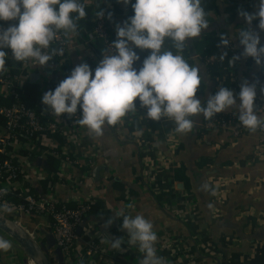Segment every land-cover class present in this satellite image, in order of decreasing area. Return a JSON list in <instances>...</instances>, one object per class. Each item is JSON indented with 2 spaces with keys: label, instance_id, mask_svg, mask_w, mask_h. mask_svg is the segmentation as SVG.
I'll return each instance as SVG.
<instances>
[{
  "label": "crops",
  "instance_id": "0c3cea01",
  "mask_svg": "<svg viewBox=\"0 0 264 264\" xmlns=\"http://www.w3.org/2000/svg\"><path fill=\"white\" fill-rule=\"evenodd\" d=\"M111 1L98 0L97 5L109 8ZM226 1L217 0L218 13H209L212 22L208 30L223 31L231 38L235 55H239L243 49L235 33L246 22L239 15L227 23ZM245 1L251 8L249 13L257 10L259 0ZM128 17V5L119 3L118 13L107 23L108 29L116 35L115 25ZM252 28L260 32L264 43V31L258 29V20L253 21ZM65 35L70 71L82 62L94 70L104 51L101 41L91 31ZM198 39H190L186 49L203 77L197 98L205 102L220 88L221 81L206 73L195 54L193 43ZM165 47L169 48V40L165 41ZM233 65L234 71H225L223 79L236 86V94L245 80L254 83L257 92L254 109L258 115H264L257 109V103L264 100V80L259 77L264 65H257L250 57H241ZM145 111L137 107L116 125L106 124L99 136L82 126V144L75 153L90 158L88 174L80 178L77 169L69 177L65 174L66 180L56 188L58 201L75 196L91 200L92 205L99 204L96 212L86 219L85 226L105 241L110 236L124 239L122 251L107 246L104 254L111 252L115 260L111 264H140L143 258L137 246L128 243L127 232L122 230L123 217H117L116 213L143 215L148 219L157 235V255L166 261L175 256L165 243L181 239L190 250L193 264H264V152L257 151L258 128L255 132L244 128L236 110L229 109L216 114L236 116L229 127L204 129L205 119L200 115L194 117L197 124L193 130L180 135L175 132L174 122L166 118L156 121L159 130H152L153 120L147 119ZM28 155L31 166L26 181L37 185L36 175L43 171L45 176L47 168L44 159L33 157L37 156L34 152ZM199 163H204L203 167ZM181 166L185 169L188 189L173 176ZM127 208L133 213L129 214ZM109 220L112 223L105 227ZM26 222L33 226L42 247L48 250L51 264L63 263L62 254L43 221L34 217ZM16 247L0 250V264H23L24 256Z\"/></svg>",
  "mask_w": 264,
  "mask_h": 264
},
{
  "label": "clouds",
  "instance_id": "9594fccd",
  "mask_svg": "<svg viewBox=\"0 0 264 264\" xmlns=\"http://www.w3.org/2000/svg\"><path fill=\"white\" fill-rule=\"evenodd\" d=\"M118 2L131 4L134 14L115 25L116 39L103 51L94 70L82 62L54 90L42 95L44 108L56 116L75 115L79 108L82 114L78 123L95 136L102 135L106 124L116 125L135 111L137 100L147 119L171 120L180 135L193 130L197 124L194 117L212 120L229 109L236 110L241 125L249 131L264 128V115L254 109V83L242 82L238 94L220 87L205 102L197 98L203 77L199 66L190 64L182 53L190 39L200 37L209 27L203 0ZM87 14L82 0H0V21L15 22L0 28V72L6 70L9 56L4 49L11 50L16 62L32 61L42 67L53 57L62 56L64 49L51 47L52 43L61 33H77L78 21ZM239 15L246 26L240 27L235 38L243 51L228 62L232 65L241 57H250L257 65H264V43L260 32L252 28L253 21L258 20V29L264 31V0H259L255 12L241 9ZM97 16L102 17L103 12ZM166 40L171 41V48L165 47ZM230 44L231 38L221 35L218 47ZM135 49L150 50L139 69L134 67L140 60ZM227 58V51L218 56L221 62ZM116 215L123 217L122 230L127 232L128 243L143 255L140 264H165L157 255L153 224L143 215ZM111 223L109 220L105 227ZM105 242L122 251L123 238L110 236ZM10 247V242L0 238V250Z\"/></svg>",
  "mask_w": 264,
  "mask_h": 264
},
{
  "label": "built area",
  "instance_id": "2783aa9c",
  "mask_svg": "<svg viewBox=\"0 0 264 264\" xmlns=\"http://www.w3.org/2000/svg\"><path fill=\"white\" fill-rule=\"evenodd\" d=\"M102 12V17L96 15L92 33L101 41L105 50L110 46V42L107 16L104 11ZM10 24L0 21V28H7ZM65 36L61 33L58 40L51 45L54 48L62 47L64 54L53 57L46 66L42 67L32 61L20 62L16 69L18 72L15 73V68L6 62V70L0 72V98L9 100L8 104L0 103V117L5 121L4 127L0 128V157L5 156L4 160L0 161V214L15 212L19 216L41 219L42 225L50 230L54 245L62 254L64 264H111L115 262L111 252L104 254L108 251L109 243L107 244L101 236L96 237L94 232L85 226L86 219L91 215V200L72 196L60 202L56 193L57 186L63 184L67 175V177L73 175L74 169L80 166L86 167L90 163V158H81L75 153L82 144V126L78 123L81 110L78 108L75 115L56 116L50 109L44 108L42 102L29 106L23 98L24 85L27 81H31V75H38V79L33 83L44 94L54 90L56 85L71 74ZM259 75L264 80V69ZM257 109L264 114V100L257 103ZM235 119L236 116L227 117L226 120L220 117L214 118L211 122L203 124L202 128H227L236 121ZM258 131L260 138L257 151L264 152V128H258ZM47 134L50 136L60 134L62 143L59 144ZM56 148L60 149L59 152L55 151ZM25 151L34 152L37 156L33 157L40 160L50 154L60 162L56 180H53V174L48 175V171H45L47 172L45 176L43 171L36 175L37 181L52 178L49 181L51 185L47 186L48 190L44 195L26 181L27 169L31 166V161L29 153L23 158L20 157ZM87 174L88 170L78 172L80 178L86 177ZM20 176L28 182V185L20 181ZM14 194L21 197L23 203L11 202L9 198ZM172 211L176 215L179 213L173 208ZM127 212L133 213L131 208H127ZM78 229L79 233H77ZM31 234L36 235L34 231ZM165 247L175 256L173 260H164L165 264H193L190 250L181 239L171 240L168 244L166 242Z\"/></svg>",
  "mask_w": 264,
  "mask_h": 264
},
{
  "label": "trees",
  "instance_id": "16d2710c",
  "mask_svg": "<svg viewBox=\"0 0 264 264\" xmlns=\"http://www.w3.org/2000/svg\"><path fill=\"white\" fill-rule=\"evenodd\" d=\"M90 1L91 2H89V3H85L82 0V2L86 5V11L88 14H87L86 18L78 21L77 32H80V31H91V32H93L96 15L99 11H104L106 13V16H107L106 24L108 23V21L112 15H115L118 13V10H119L118 0H112L111 1V7H109V8L104 6V5H97L98 0H90ZM134 2H135V0H132V3H134ZM225 3H226V7L224 9V14L227 17V19H226L227 23H231V19H233L235 16H239V11L241 9L246 10V11H250V9H251L249 4L245 0H227ZM203 7H204L205 11L208 12L207 19L209 20V24H210L212 22V20L209 16V13L210 12H212L214 14L218 13L217 0H203ZM128 10H129V16H132L134 13H133L131 4L128 5ZM2 22L6 23V24L15 23L13 21H10V22L2 21ZM208 29H209V27L206 30H204L201 33V36L199 37V39L193 43L194 52L198 56V58L200 59L201 63L205 66L206 73L211 78L220 79V81H221L220 87H227V88H230L233 91H235L236 86L231 84L228 79H223V73L225 71H234V65L233 64L230 65L228 60L231 59V57L234 56L236 52H235V50H233L232 43L227 48L218 47V45L220 44L221 35H226L223 31L216 32V31H210ZM107 32L109 35L108 40L111 43L116 39V35L113 34L109 29L107 30ZM169 48H171V41H169ZM7 51L9 53V58L7 59V64H9L11 67L15 68L14 72L17 73L18 71H16V69L19 66L20 62H16L12 58H10L11 57V50L10 49H7ZM135 51L139 55L140 60L134 64V67L139 69L142 66V61L144 60V58H146L149 55L150 50L141 51L140 49H135ZM222 51H227V53H228V58L224 62H221L218 59V56ZM182 54L184 55L185 59L190 64H193L192 61L189 59V54H188L186 47H185V50ZM100 59H102V57ZM57 86L58 85H56L55 88ZM215 93L216 92H214L213 94H215ZM42 95H43V93L39 90V87L35 83H33L31 81H27L25 83L24 91H23V98L27 101L29 106H34L36 103L41 102ZM0 103L8 104L9 100H4V99L0 98ZM137 107H139L138 100H137ZM218 117L223 118L225 120L227 119V117H224L221 115L215 116L214 118H218ZM212 120H206L205 119L203 124L211 122ZM4 124H5L4 119L2 117H0V128H3ZM151 127H152V130L156 131V130L160 129V124L156 121H153L151 123ZM217 128H219V127H217ZM47 135H49V134H47ZM50 137H53L59 144L62 143V141H63L62 136L60 134H56V135L50 136ZM59 150H60L59 148H56L55 151L59 152ZM27 154L28 153L26 151L22 152V155H27ZM4 158H5V156L2 155L0 157V161H3ZM14 161H16V160H14ZM203 165H204V163L198 164L199 167H203ZM44 166L47 168L48 175L53 174L54 175L53 180H56V174L58 173L59 166H60V162L58 161V159H56L54 156H52L50 154H47L44 157ZM88 169L89 168L87 166L86 167L80 166L77 168L78 171L88 170ZM184 174H185V169L181 166L174 171L173 176H174V179L182 181L188 189V187H189L188 179ZM51 179L48 177L44 180L39 181V183L37 185H34V186H35V188H37V187L40 188V190H42L41 192L44 193V192H46V188H47L49 181ZM20 181L24 185H28V182L24 181L22 176H20ZM9 200L11 202H14V203H23L22 198L19 197L17 194H14V196H11L9 198ZM98 208H99V204L92 205L91 214L95 213ZM22 223L30 231H33L32 230L33 226H30V224H28L25 221H23ZM23 264H26L25 258L23 259Z\"/></svg>",
  "mask_w": 264,
  "mask_h": 264
},
{
  "label": "water",
  "instance_id": "95a60500",
  "mask_svg": "<svg viewBox=\"0 0 264 264\" xmlns=\"http://www.w3.org/2000/svg\"><path fill=\"white\" fill-rule=\"evenodd\" d=\"M38 79L37 74L30 76L31 82ZM0 231L10 237L17 246L23 250L25 256L30 258L35 264H51L47 250L34 242L25 231L17 228L12 222L0 216ZM79 233V229L77 230ZM60 254V251H58ZM63 264V263H60Z\"/></svg>",
  "mask_w": 264,
  "mask_h": 264
},
{
  "label": "rangeland",
  "instance_id": "374dc122",
  "mask_svg": "<svg viewBox=\"0 0 264 264\" xmlns=\"http://www.w3.org/2000/svg\"><path fill=\"white\" fill-rule=\"evenodd\" d=\"M0 216H2L4 219H6V220H8V221H10V222H13L14 220H21L22 222H23V221L26 222V221L32 219V217L29 218V217H26V216H24V215L19 216V214H18V213H15V212H14V213H5L4 215L0 214ZM23 225H24V224H23ZM30 226H32V225H30ZM23 228H24L25 230H27L28 232L32 233V231H30L28 228H26L25 225H24ZM31 237L33 238L34 241H36V243H37L38 245L42 246V245H41V242L38 240V238L36 237V235H33V236H31ZM0 238H3L4 240L10 242L11 247H14V248L17 249V247H16L17 245L13 242V240H12L10 237H7V235H5L4 233H2L1 231H0ZM44 249H45V248H44ZM19 250H21V251H20V252H21L20 254H22V255L24 256L25 261H26V264H33L32 261H31L29 258H27V257L25 256L23 250H22V249H19ZM47 253H48V250H47ZM49 259H50V261L52 260V258H50V257H49Z\"/></svg>",
  "mask_w": 264,
  "mask_h": 264
},
{
  "label": "bare ground",
  "instance_id": "6f19581e",
  "mask_svg": "<svg viewBox=\"0 0 264 264\" xmlns=\"http://www.w3.org/2000/svg\"><path fill=\"white\" fill-rule=\"evenodd\" d=\"M2 217V216H1ZM3 218V217H2ZM4 219V218H3ZM17 228H19V229H22L23 231H25L26 232V234L33 240V238L31 237V236H33L30 232H28L27 230H25L23 227H24V225H23V223L21 222V221H19V220H14L13 222H12ZM34 241V240H33ZM34 242H36V241H34ZM30 259V258H29ZM31 260V259H30ZM32 261V260H31ZM32 263L33 264H35V262H33L32 261Z\"/></svg>",
  "mask_w": 264,
  "mask_h": 264
}]
</instances>
